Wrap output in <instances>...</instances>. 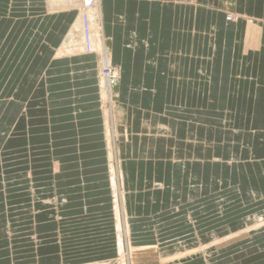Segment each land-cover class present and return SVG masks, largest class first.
<instances>
[{
    "label": "crops",
    "instance_id": "crops-1",
    "mask_svg": "<svg viewBox=\"0 0 264 264\" xmlns=\"http://www.w3.org/2000/svg\"><path fill=\"white\" fill-rule=\"evenodd\" d=\"M49 10L0 0V264L115 260L110 127L130 244L264 202V0H99L110 115L78 13Z\"/></svg>",
    "mask_w": 264,
    "mask_h": 264
},
{
    "label": "rangeland",
    "instance_id": "rangeland-1",
    "mask_svg": "<svg viewBox=\"0 0 264 264\" xmlns=\"http://www.w3.org/2000/svg\"><path fill=\"white\" fill-rule=\"evenodd\" d=\"M105 52L107 53V51ZM97 57L99 59V54H97ZM111 66L119 74V69L112 64ZM100 72L101 67L99 76ZM109 96L107 95V97L102 98V108L108 112V115L113 112L114 108L113 95ZM107 135L109 139V146L106 144V148L109 150L107 163L109 173L111 171L110 175H113L112 179L109 175V192L112 208L114 207V202L118 204V208L113 211L112 218L115 225L116 238H120L122 245V250L118 254V260L115 259L108 264H118L120 261L123 264H134L132 255L135 252L140 253L137 264H264V202L261 201L256 203L250 200V202H247L249 204L247 205L248 207L246 206L244 210H238L237 212L235 209L236 203L229 204L231 205L229 208L233 209L226 212L225 217L217 212H213L210 220H207V229L201 228L192 237L179 238L168 242L164 246L158 244H130L129 240H127L128 232H126L127 221L123 197L125 195L124 178L121 162L114 149L115 141L113 140V135L115 137V133L111 127ZM117 224L119 228H117ZM118 232H120L119 238L117 236ZM242 233H245V235L239 237ZM148 249L158 251V255L163 261L157 259V254L154 258L148 257L149 255L146 254Z\"/></svg>",
    "mask_w": 264,
    "mask_h": 264
},
{
    "label": "built area",
    "instance_id": "built-area-1",
    "mask_svg": "<svg viewBox=\"0 0 264 264\" xmlns=\"http://www.w3.org/2000/svg\"><path fill=\"white\" fill-rule=\"evenodd\" d=\"M99 0H49L50 6L58 11L63 10H75L81 21V46L83 52L87 54H99L100 60V82L103 85L111 89V84H114L118 77V71L111 66L109 57L105 52V48L102 46L100 50L96 51L92 47L93 36V18L92 11L98 6ZM228 21H233L232 16L227 17Z\"/></svg>",
    "mask_w": 264,
    "mask_h": 264
},
{
    "label": "bare ground",
    "instance_id": "bare-ground-1",
    "mask_svg": "<svg viewBox=\"0 0 264 264\" xmlns=\"http://www.w3.org/2000/svg\"><path fill=\"white\" fill-rule=\"evenodd\" d=\"M46 3V2H45ZM50 11V10H49ZM54 11H58V10H54ZM53 10H51L50 12H54ZM59 12V11H58ZM77 14V13H76ZM78 16V15H77ZM77 18V17H76ZM79 20V19H78ZM80 22V27H81V21H79ZM74 23V22H73ZM93 25V24H92ZM99 29V31H101L100 30V28H98ZM95 31V30H94ZM102 32V31H101ZM100 36H102L101 34H100ZM71 38V37H70ZM103 38V37H102ZM92 47H93V49H95L96 51H98V50H100L101 49V46L100 45H98V41L96 40V34H93V36H92ZM68 40V39H67ZM64 41V40H63ZM82 45V44H81ZM60 47V46H59ZM63 47V46H62ZM69 47V46H68ZM67 47V48H68ZM104 47V46H103ZM64 49H65V46L63 47ZM69 50V49H68ZM82 52L84 51L83 50V47L81 46V49H80ZM78 52V51H77ZM77 52H75V54L77 53ZM85 53V52H84ZM80 54V53H79ZM89 55V54H88ZM68 56H70V55H68ZM111 58V57H110ZM111 60V59H110ZM113 86H114V84H111V89L109 88H107L106 87V85L104 86L103 85V82L101 81L100 82V90H101V96H102V98H105V96L107 97V95H110L111 96V94L113 93ZM119 94V93H118ZM109 96V97H110ZM112 108H113V106H112ZM116 118V117H115ZM104 121H105V119H103ZM116 122V121H115ZM111 153V152H110ZM113 173V172H112ZM111 174V171H110V173H109V175ZM110 177H111V179H112V177H113V175H110ZM109 180V179H108ZM115 180V179H114ZM114 183V182H113ZM114 185V184H113ZM124 197V196H123ZM114 210L116 209V208H118V204H117V202H114ZM125 206V205H124ZM125 208V207H124ZM145 208H146V206H145ZM124 213V212H123ZM128 214V213H127ZM122 218V217H121ZM125 220V219H124ZM127 223V222H126ZM118 225V224H117ZM130 225V224H129ZM117 228H119V225L117 226ZM125 228V227H124ZM131 228V227H130ZM119 231V230H118ZM123 232V231H122ZM127 232V231H126ZM123 234V233H122ZM245 235V233H242V234H240L239 235V237L240 236H244ZM118 238L120 237V232H118ZM122 238V237H121ZM118 240V245H119V248H118V250H119V253L118 254H120V251L122 250V245H121V243H120V238L119 239H117ZM128 240V239H127ZM221 241V240H220ZM122 242H123V240H122ZM129 243V242H128ZM129 245V244H128ZM132 249V248H131ZM141 250V249H140ZM139 250V251H140ZM143 250V249H142ZM136 251V250H135ZM123 252V251H122ZM146 254H148L149 256L148 257H150V258H154V257H156L157 256V259L158 260H160V261H163V259H160V257H159V255H158V251H156V250H149L148 249V251H147V253ZM157 254V255H156ZM122 255V254H121ZM156 255V256H155ZM188 255V254H187ZM139 257H140V253L138 254V253H133V255H132V260H133V263L134 264H137V262H139ZM185 257V256H184ZM179 258H181V257H179ZM115 259H117L118 260V256H117V258H115ZM118 263V262H117ZM91 264H105V263H91ZM118 264H123L121 261L118 263Z\"/></svg>",
    "mask_w": 264,
    "mask_h": 264
}]
</instances>
